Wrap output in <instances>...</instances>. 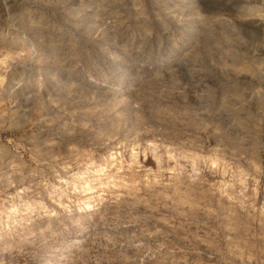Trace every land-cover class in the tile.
Here are the masks:
<instances>
[{"label":"rangeland","instance_id":"rangeland-1","mask_svg":"<svg viewBox=\"0 0 264 264\" xmlns=\"http://www.w3.org/2000/svg\"><path fill=\"white\" fill-rule=\"evenodd\" d=\"M0 264H264V0H0Z\"/></svg>","mask_w":264,"mask_h":264},{"label":"bare ground","instance_id":"bare-ground-1","mask_svg":"<svg viewBox=\"0 0 264 264\" xmlns=\"http://www.w3.org/2000/svg\"><path fill=\"white\" fill-rule=\"evenodd\" d=\"M129 90L132 89V88H128Z\"/></svg>","mask_w":264,"mask_h":264}]
</instances>
